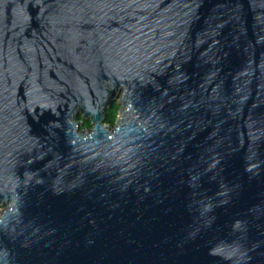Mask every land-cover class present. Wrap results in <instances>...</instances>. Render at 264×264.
<instances>
[{
  "label": "water",
  "instance_id": "95a60500",
  "mask_svg": "<svg viewBox=\"0 0 264 264\" xmlns=\"http://www.w3.org/2000/svg\"><path fill=\"white\" fill-rule=\"evenodd\" d=\"M0 207V264H264V0H0Z\"/></svg>",
  "mask_w": 264,
  "mask_h": 264
},
{
  "label": "rangeland",
  "instance_id": "374dc122",
  "mask_svg": "<svg viewBox=\"0 0 264 264\" xmlns=\"http://www.w3.org/2000/svg\"><path fill=\"white\" fill-rule=\"evenodd\" d=\"M117 103H119V100L116 102V104L107 111V114H109L106 118L107 120H110L111 123L105 122L106 126H109L111 130H114L116 128V124L118 122V119L120 118V108L117 107ZM85 131V130H83ZM90 131V129H89ZM4 208L0 207V214L3 212Z\"/></svg>",
  "mask_w": 264,
  "mask_h": 264
},
{
  "label": "trees",
  "instance_id": "16d2710c",
  "mask_svg": "<svg viewBox=\"0 0 264 264\" xmlns=\"http://www.w3.org/2000/svg\"><path fill=\"white\" fill-rule=\"evenodd\" d=\"M109 114H106V117L108 116ZM106 121L107 123H111L110 120H107L106 118ZM87 128V124H84L83 128L81 129V131L85 130Z\"/></svg>",
  "mask_w": 264,
  "mask_h": 264
},
{
  "label": "flooded vegetation",
  "instance_id": "af4514ba",
  "mask_svg": "<svg viewBox=\"0 0 264 264\" xmlns=\"http://www.w3.org/2000/svg\"><path fill=\"white\" fill-rule=\"evenodd\" d=\"M85 124H87V128L85 129L86 131L87 130L89 131V129L90 130L92 129V126H91L90 122H86Z\"/></svg>",
  "mask_w": 264,
  "mask_h": 264
}]
</instances>
